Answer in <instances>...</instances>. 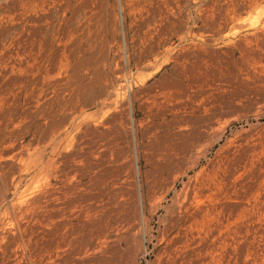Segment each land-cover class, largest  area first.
Masks as SVG:
<instances>
[{"label":"rangeland","instance_id":"374dc122","mask_svg":"<svg viewBox=\"0 0 264 264\" xmlns=\"http://www.w3.org/2000/svg\"><path fill=\"white\" fill-rule=\"evenodd\" d=\"M0 264H264V0H0Z\"/></svg>","mask_w":264,"mask_h":264},{"label":"bare ground","instance_id":"6f19581e","mask_svg":"<svg viewBox=\"0 0 264 264\" xmlns=\"http://www.w3.org/2000/svg\"><path fill=\"white\" fill-rule=\"evenodd\" d=\"M65 119H67V118H65ZM66 139L68 141L69 140V136H67ZM234 155H231V152H228L223 158L220 157V159H218V161L212 162L208 166L203 167L200 170L197 169L198 171L195 173V175L191 176L189 178V180L184 184V186L182 187L180 192L176 193L177 196L175 198L178 199V203L179 204H178V207H177L178 216L175 219V222L178 223V224H182V227L184 228V232L183 233H184V235H186L185 237L188 238L190 233H192L193 231L196 232L197 230L198 231L203 230L206 227L207 223H208L207 221L208 220L210 221V219H212V217H214V215H215L214 214L215 212L213 213L214 210L211 212V210L209 211V209L208 210L202 209L201 204H203V201H204V199L206 197L207 198L209 197V193L208 192L212 191V187L215 184L212 180H214V178L218 175V173H220V170L222 169V167L224 165L228 164V162L233 158ZM50 165H52V161L51 160L48 161V166H50ZM199 165H200V160H198L196 158V162H194L187 169L186 174L190 175V173L193 170H195ZM70 173H72V172H70ZM169 192L170 191H168L165 195H162L158 199L159 204L162 203L168 197ZM205 201H207V200H205ZM205 207H206V205H205ZM192 210H193V212H192ZM176 225L177 224H175V226ZM105 226L107 227L108 224H106ZM180 242L182 243V240Z\"/></svg>","mask_w":264,"mask_h":264}]
</instances>
